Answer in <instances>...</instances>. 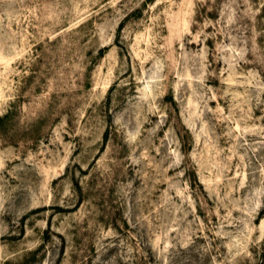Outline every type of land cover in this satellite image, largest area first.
<instances>
[{
    "label": "rangeland",
    "instance_id": "obj_1",
    "mask_svg": "<svg viewBox=\"0 0 264 264\" xmlns=\"http://www.w3.org/2000/svg\"><path fill=\"white\" fill-rule=\"evenodd\" d=\"M0 264H264V0H0Z\"/></svg>",
    "mask_w": 264,
    "mask_h": 264
}]
</instances>
